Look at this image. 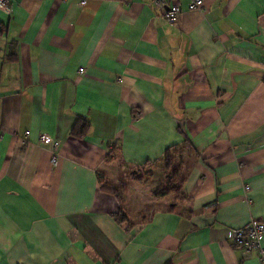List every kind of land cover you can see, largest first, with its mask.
<instances>
[{
    "label": "crops",
    "instance_id": "crops-1",
    "mask_svg": "<svg viewBox=\"0 0 264 264\" xmlns=\"http://www.w3.org/2000/svg\"><path fill=\"white\" fill-rule=\"evenodd\" d=\"M170 1L0 4V264H261L230 232L264 223V0Z\"/></svg>",
    "mask_w": 264,
    "mask_h": 264
},
{
    "label": "trees",
    "instance_id": "trees-1",
    "mask_svg": "<svg viewBox=\"0 0 264 264\" xmlns=\"http://www.w3.org/2000/svg\"><path fill=\"white\" fill-rule=\"evenodd\" d=\"M90 125L91 123L88 119L78 116L69 131V135L77 137L79 139H83L87 135L90 129ZM174 149L175 148H168L165 152L163 158V167L165 168L167 182L166 184L161 185L154 191V194L156 196H165L169 193H175L177 194V196H180V191L183 182L182 179H179L180 164L178 161H176V155L178 154V152L180 153L182 151V147L176 148L175 151ZM116 153L117 150L115 149V147H110V153L107 160H114ZM98 175L99 184L101 188L103 190L114 193L119 201L120 210L117 213L113 214L114 219L117 221L118 224L125 225L127 230L130 229L132 223L129 220V212L125 208V200L123 198L124 189L122 185L120 186L111 183L108 178L103 174Z\"/></svg>",
    "mask_w": 264,
    "mask_h": 264
},
{
    "label": "built area",
    "instance_id": "built-area-1",
    "mask_svg": "<svg viewBox=\"0 0 264 264\" xmlns=\"http://www.w3.org/2000/svg\"><path fill=\"white\" fill-rule=\"evenodd\" d=\"M87 0H81V4H86ZM7 0H0V4L4 5ZM155 4L165 5L166 0H154ZM205 0H188L189 10H198L204 7ZM183 12L180 3L172 0L167 3V7L164 12V16L167 21L172 24H176ZM83 71V70H81ZM28 133V132H27ZM40 142L52 147V162L57 163L59 158V148L60 143L54 140L48 134L43 133L40 135ZM250 187H247V189ZM264 232V223L259 221H254L243 228H238L230 232V239L233 243L245 250L246 252H251L257 250L261 264H264V244L262 243V235Z\"/></svg>",
    "mask_w": 264,
    "mask_h": 264
}]
</instances>
